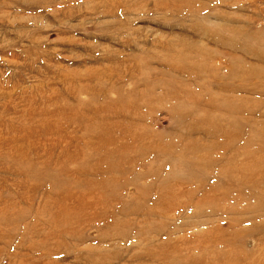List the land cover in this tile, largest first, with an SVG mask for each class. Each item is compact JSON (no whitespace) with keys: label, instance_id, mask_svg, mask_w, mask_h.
<instances>
[{"label":"rangeland","instance_id":"rangeland-1","mask_svg":"<svg viewBox=\"0 0 264 264\" xmlns=\"http://www.w3.org/2000/svg\"><path fill=\"white\" fill-rule=\"evenodd\" d=\"M230 1L0 0V264H264V0Z\"/></svg>","mask_w":264,"mask_h":264},{"label":"bare ground","instance_id":"bare-ground-1","mask_svg":"<svg viewBox=\"0 0 264 264\" xmlns=\"http://www.w3.org/2000/svg\"><path fill=\"white\" fill-rule=\"evenodd\" d=\"M192 1H194L193 3H192V7L195 9L196 7H198V6H201V5H203V3H200V0H192ZM216 2L219 4V5H222V4H226V3H228V4H232L231 3V1L230 0H216ZM198 10L200 9V8H197ZM190 11H193V9H189ZM224 29L227 31V32H234V33H239V31H241L240 29H238V28H233V27H229V26H224ZM264 128V127H263ZM131 130V129H130ZM134 130V129H133ZM135 133V132H134ZM139 134V133H138ZM128 137V136H127ZM46 143V142H45ZM228 143V142H227ZM20 144H22V143H20ZM101 145V144H100ZM87 147V146H86ZM132 147H133V145H132ZM148 147V146H147ZM153 147V146H152ZM76 148V147H75ZM101 148H102V146H101ZM114 148V147H113ZM77 150H78V148H76ZM10 150V149H9ZM111 150V149H110ZM74 151V150H73ZM121 151V150H120ZM159 151H161V149L159 150ZM73 153V152H72ZM78 153V152H77ZM162 153V152H161ZM74 155H75V151H74ZM60 156V155H59ZM80 156V155H79ZM58 157V156H57ZM147 157V156H146ZM176 157V156H175ZM177 157H179V156H177ZM59 158V157H58ZM180 158V157H179ZM60 159V158H59ZM122 159V158H121ZM181 160V159H180ZM183 163V162H182ZM228 163V162H227ZM189 164V163H188ZM205 164V163H204ZM185 165H187V164H185ZM219 165V164H218ZM199 166V165H198ZM195 167V166H194ZM236 167V166H235ZM9 170V169H8ZM78 178V177H77ZM9 179V178H8ZM77 180V179H76ZM250 180V179H249ZM248 180V181H249ZM15 181V180H14ZM87 181V180H86ZM141 181V180H140ZM145 181V180H144ZM144 184V183H143ZM146 184V183H145ZM250 184V183H249ZM14 185V184H13ZM86 185V184H85ZM90 185V184H89ZM187 185H189V184H187ZM187 185H185V186H187ZM17 186V185H16ZM89 188H91V187H89ZM121 189V188H120ZM83 195V194H82ZM68 199V198H67ZM264 199V198H263ZM262 199V200H263ZM64 200V199H63ZM69 200V199H68ZM67 200V201H68ZM83 200H84V198H83ZM85 201V200H84ZM264 201V200H263ZM262 201V202H263ZM7 203V201H3L2 200V197L0 196V205H5ZM198 203H199V201H198ZM83 204L84 203H82V202H78V201H75V202H73V205H72V207H74V208H82L83 207ZM99 204V203H98ZM210 204V203H209ZM11 204H8L7 205V207L6 208H8L9 206H10ZM66 206V205H65ZM84 207H88V209L89 210H91V211H93L94 209H91L92 208V205H90V204H84ZM183 207V206H182ZM6 208H1L0 209V215H3V213L6 211ZM186 208V207H185ZM225 208V207H224ZM68 209H69V207H68ZM177 210V209H176ZM246 211V210H245ZM1 212H3V213H1ZM246 212H248V213H251V211H246ZM246 212H242V213H244V215H249V214H247ZM99 213H102V212H98V213H94V214H92V216H91V221H89V223H84V225L86 224L87 226L89 225V224H91V223H93V224H95V225H97V226H99V228H100V219L102 218L103 219V216H98V214ZM224 214V213H223ZM263 216H264V214H262V212H258V213H252L251 215H249V217L250 218H252L253 220L254 219H256V220H262V218H263ZM84 218V217H83ZM244 217H242V219H243ZM247 218V217H246ZM243 219L242 221H247V219ZM238 220H236V222H237ZM83 222V221H82ZM102 222V221H101ZM104 222L106 223V224H109L108 222H107V220H104ZM244 222V223H245ZM119 224H120V222H119ZM250 227H251V224H249L244 230H245V232H248L250 235H253L255 232H253V229L251 228L250 229ZM3 228V227H2ZM1 228V229H2ZM87 228H89V227H87ZM195 228V227H194ZM206 229H208V228H206ZM101 231V234H100V238L101 237H103L104 236V234H103V232H102V230H100ZM214 231V230H213ZM209 233H210V231H209ZM214 233V232H213ZM136 234L137 233H133V236H134V238H136L137 236H136ZM58 236V235H57ZM57 236H55V237H57ZM212 236V235H211ZM143 237V239H147V240H144L145 242H148V241H152V240H155V236H153V237H150L148 234H145L144 236H142ZM240 237H242V239H244V237H246V235L244 234V235H242V236H240ZM105 238L106 239H108V240H110L109 238H107V236H105ZM193 238V237H192ZM186 239V238H185ZM194 239H195V237H194ZM199 239V238H198ZM251 239V238H250ZM183 240V239H182ZM0 244H1V248H0V255H1V253L5 250V248H6V246H7V244H8V241L4 238V236H2V235H0ZM60 244H62L61 246H59L56 250H54L53 252H51V253H42V254H40L39 256H56V258H55V261L54 262H52L53 264H57V262H59V260H61L62 258H64L65 256H66V258H70V257H73L74 258V256H82V255H80L75 249H74V247H75V245H77L76 244V242H73L72 244L69 242V243H62V242H60ZM201 244V243H200ZM99 246V245H98ZM101 247V246H100ZM198 248V247H197ZM261 249H262V247H261ZM264 250V249H263ZM236 251V250H235ZM236 254V253H235ZM22 255H25V253L23 252L22 253ZM146 256H153L152 255V253H147V255ZM17 256H7V264H29V260H28V258H27V256H21L17 261H15V258H16ZM32 264H40V262H37V261H34L33 260V263Z\"/></svg>","mask_w":264,"mask_h":264}]
</instances>
